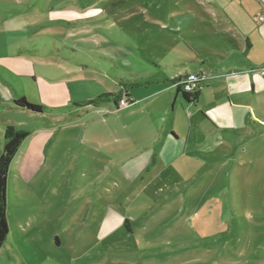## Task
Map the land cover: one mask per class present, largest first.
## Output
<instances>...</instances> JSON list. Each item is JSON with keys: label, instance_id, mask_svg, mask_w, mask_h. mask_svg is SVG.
Here are the masks:
<instances>
[{"label": "rangeland", "instance_id": "obj_1", "mask_svg": "<svg viewBox=\"0 0 264 264\" xmlns=\"http://www.w3.org/2000/svg\"><path fill=\"white\" fill-rule=\"evenodd\" d=\"M172 4L153 0L131 17L119 0H0V85L10 92L0 87V153L7 123L28 132L9 171L0 264H264L262 165L190 155L145 189L147 178L125 182L103 162L116 137L98 111L68 113L120 89L109 60L139 46L120 27L144 29ZM181 38L161 30L143 48L190 57ZM21 97L42 111L16 106ZM105 118L115 127L123 111ZM108 208L132 231L98 229Z\"/></svg>", "mask_w": 264, "mask_h": 264}, {"label": "crops", "instance_id": "obj_2", "mask_svg": "<svg viewBox=\"0 0 264 264\" xmlns=\"http://www.w3.org/2000/svg\"><path fill=\"white\" fill-rule=\"evenodd\" d=\"M124 1L119 3L128 7L121 13L132 17L153 0ZM171 2L168 15L148 21L144 29L120 27L126 37L139 45L123 44L126 48L122 49V60H109L120 88L114 92L116 99L126 97L129 105L120 108L117 100L109 97L94 104L79 103L68 113L79 117L98 111L95 113L101 119L97 121L108 123L116 137L107 144L115 147V154L103 162L125 182L147 178L145 189L158 178L159 169L190 155L216 160L247 158L264 170V74L259 70L264 65V0ZM161 30L177 38L182 36L190 57L179 56L171 46L162 47L160 53L144 49L142 38L152 33L160 35ZM201 71L207 78L201 83L198 100L185 99L178 83L181 76ZM6 91L10 98L9 90ZM121 111L124 121L112 127L105 116H117ZM104 212L97 228L105 230V235L121 226L132 231V220L127 215L110 208Z\"/></svg>", "mask_w": 264, "mask_h": 264}, {"label": "trees", "instance_id": "obj_3", "mask_svg": "<svg viewBox=\"0 0 264 264\" xmlns=\"http://www.w3.org/2000/svg\"><path fill=\"white\" fill-rule=\"evenodd\" d=\"M180 91H182L185 99L190 101H197L199 91L195 93L184 92L179 86ZM114 97L115 100L118 97L117 94L108 92L100 95L94 100H86L81 102V104H94L99 100L105 98ZM14 104L22 109H27L35 113L42 111L40 105L29 102L25 97L13 100ZM119 100L116 101L118 103ZM28 136V132L20 131L19 128L13 124H8L4 130V147L0 153V249L2 248L8 234H9V224L7 220L6 212V191L8 185L9 171L12 161L17 154L20 144ZM128 220L125 219V224ZM129 229V228H128Z\"/></svg>", "mask_w": 264, "mask_h": 264}, {"label": "built area", "instance_id": "obj_4", "mask_svg": "<svg viewBox=\"0 0 264 264\" xmlns=\"http://www.w3.org/2000/svg\"><path fill=\"white\" fill-rule=\"evenodd\" d=\"M260 72L264 74V65L259 68ZM207 78V74L204 71L201 72H190L183 74L179 80V86L184 92L195 93L199 91L202 86L201 83ZM130 103V100L123 97L118 102V107H126Z\"/></svg>", "mask_w": 264, "mask_h": 264}]
</instances>
